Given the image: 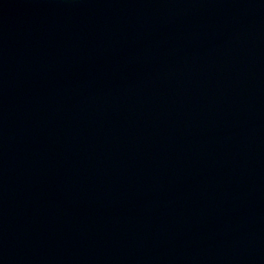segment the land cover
Listing matches in <instances>:
<instances>
[{
  "label": "water",
  "instance_id": "obj_1",
  "mask_svg": "<svg viewBox=\"0 0 264 264\" xmlns=\"http://www.w3.org/2000/svg\"><path fill=\"white\" fill-rule=\"evenodd\" d=\"M0 264H264V0H0Z\"/></svg>",
  "mask_w": 264,
  "mask_h": 264
}]
</instances>
